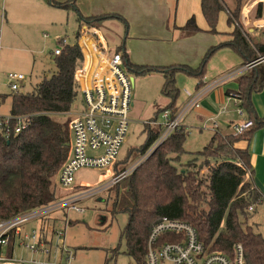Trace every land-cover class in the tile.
<instances>
[{
  "label": "trees",
  "instance_id": "obj_1",
  "mask_svg": "<svg viewBox=\"0 0 264 264\" xmlns=\"http://www.w3.org/2000/svg\"><path fill=\"white\" fill-rule=\"evenodd\" d=\"M77 0L50 3L57 7H72L78 15L80 29H99L107 21H118L129 29L127 20L119 14L84 16L76 6ZM246 0H234V8L227 7L226 0H201V11L208 25L205 32L218 34L217 25L221 13L230 10L227 24L233 26L231 40L211 47L198 68L187 65L169 67L139 66L128 60L124 62L129 72L146 75L153 72L164 77L163 95L169 100L168 112L174 118L180 111L177 104L180 90L177 74L183 73L198 80L203 86L209 58L223 46L237 51L248 64L264 56V43L254 41L244 34L241 16ZM176 7L170 16L168 28L178 31L180 38H188L204 32L194 17L185 26H175ZM264 17L263 2L256 6L255 18ZM125 49V46H122ZM54 54V53H53ZM84 61L83 52L76 42L63 46L61 54H54L55 70L43 77L32 92L21 90L11 95H0V102L11 100L10 114L25 117L24 128L14 134L17 122L8 128L12 135L6 138L0 132V222L7 221L33 209L57 201L80 189L61 192L59 174L71 155L70 130L74 105L82 94L75 74ZM239 89L232 93L239 101V108L252 122L251 128L241 135L224 134L219 128L201 152L188 153L184 143L188 135L181 126L161 144L130 175L122 178L111 189L106 202L112 200L111 214L125 213L128 222L121 232L125 240V254L137 264H145L147 242L154 226L163 218L186 222L194 227L207 252H220L233 257L234 246L243 247L246 264H264V237L255 232L250 223L252 212L264 201V192L256 185L249 148L254 133L264 127V117L257 116L252 102L254 93L264 89V64L255 66L239 76ZM231 95V94H229ZM157 122L156 119L155 121ZM147 141L134 150L122 163L113 165V175L119 176L144 156L161 135L163 128L147 124ZM191 156L182 161L184 156ZM134 157L135 159H131ZM67 193L65 196H61ZM253 209L250 210L249 208ZM74 222L70 221V225ZM65 232V231H63ZM54 234V233H53ZM173 241L174 236L166 235ZM52 247V246H51ZM61 247H65L62 241ZM9 245V253L12 254ZM53 250V249H52ZM70 250V249H68ZM73 255L75 256L74 251ZM112 254L118 251L111 252Z\"/></svg>",
  "mask_w": 264,
  "mask_h": 264
},
{
  "label": "rangeland",
  "instance_id": "obj_2",
  "mask_svg": "<svg viewBox=\"0 0 264 264\" xmlns=\"http://www.w3.org/2000/svg\"><path fill=\"white\" fill-rule=\"evenodd\" d=\"M10 1L0 0V95L6 96L12 94L7 79L9 73L23 74L25 81L21 92H32L36 85L43 80V77L50 76L55 70L53 53L60 48L59 41L66 39L67 44L76 43L80 29L78 15L72 7H57L51 5L50 0H44L41 5L33 0H20L22 4L16 11V17L13 18ZM56 1L58 3L66 2V0ZM254 1L246 0L244 8L252 6ZM78 2L79 0L76 1V6L80 13L84 15ZM171 2L175 3L176 0H171ZM183 4L190 6L193 4V0H183ZM226 4L231 9L234 6V0H226ZM6 10L8 11L6 18L9 20L7 26L2 23V21L5 22ZM255 12L256 8L252 18L255 17ZM222 20H224V26L227 27V21ZM98 33L106 41L110 51L119 49L118 51L123 54L122 46L127 43L126 38L129 33V29L125 27V24L118 21L108 22L98 29ZM219 51V54L209 58L207 72L204 77V81L207 83L216 80L224 73L218 72L220 61L214 65L217 59H220L222 63H226V55L222 57L224 52L228 55L234 54L230 48L220 49ZM215 66L218 67L217 72H215ZM130 76L133 79L134 107L130 112L131 123L119 151L118 163L124 162L134 150L137 151L144 146L147 141L146 125L155 121V119L158 124H161L163 122L162 110L167 108L169 104V100L162 93L163 76L158 73L140 75L135 72H130ZM176 80L180 90L177 104L181 105L187 92H191L196 87L197 82L194 78L183 73H178ZM230 100L229 114L222 116V119L209 120L212 121L210 124L207 123L208 121H200L198 113L195 112H191L184 117L182 126L186 127L188 131L184 148L188 153L201 152L208 145L213 135V122H216L217 127L222 129L224 134H232L229 126L230 121H238L242 116L232 97ZM82 107V101L79 97L73 111H81ZM10 109L11 100L10 97H7L4 102H0V116H9ZM73 113L70 114L71 119L74 117ZM189 157L191 156H184L182 161H188ZM131 159L135 158L132 157ZM108 172H110V176H113V167L108 168V170L80 169L75 174L73 187L90 190L103 185L109 182ZM256 176L257 173L255 172L256 185L263 191ZM113 177H110V179ZM60 190L63 192V189ZM66 194L64 193L61 196ZM109 194L112 195L110 198H113L115 191L110 193L105 190L83 200L79 203V206L83 209L81 212L66 209L50 214L48 218L59 217V220H65V213H67L68 221L74 222L73 225L68 224L66 227L61 220L57 226L54 224V232H65L61 238H58L52 231L49 236L47 235L48 237L53 236V239L50 240L52 249L55 250L58 244L62 245L63 241L64 245L75 253L73 264H135L124 253L125 240H121V232L128 222V216L125 213H118L113 217L110 212L112 200L106 202ZM250 223L254 224L255 232L261 233L264 237V201L252 212ZM40 224V221H33L29 223L27 229H41ZM114 250L118 251L115 255L111 253ZM3 255H5V252H3ZM13 257L16 260L24 259L28 261L26 264H31L32 260L43 259L42 256L32 255L20 249L14 252ZM0 264L7 263L0 262Z\"/></svg>",
  "mask_w": 264,
  "mask_h": 264
},
{
  "label": "built area",
  "instance_id": "obj_3",
  "mask_svg": "<svg viewBox=\"0 0 264 264\" xmlns=\"http://www.w3.org/2000/svg\"><path fill=\"white\" fill-rule=\"evenodd\" d=\"M264 5V2H263ZM85 45L91 47L93 55L84 56L82 66L75 74L79 85L83 107L81 111L73 113L70 123L72 135L71 155L59 174V186L64 191H71L75 183V174L83 168H96L105 170L112 168L118 159L119 151L130 127V112L133 108V87L130 72L127 70L124 56L119 51L113 52L104 45L98 32L86 29L82 32ZM60 48L54 51L55 55L61 54L62 48L67 44L66 39L59 41ZM79 44V43H78ZM80 46V44H79ZM264 64V56L246 64L242 70H249L257 65ZM243 72H233L223 76L217 82L199 90L195 95L187 92L188 103L172 119L168 112L163 113V122H150L163 128L156 142L130 168L119 176H109V182L92 189L79 190L57 201L33 209L7 221L0 222V262L7 264H26L24 259L16 260L14 252L24 250L32 255L42 256V260H32L31 264H73V252L58 244L52 250L51 242L38 228L27 229L33 221H44L48 216L58 210H73L81 212L79 206L83 200L93 197L102 191L108 190L122 178L130 175L141 163L163 144L175 131L182 126L186 114L193 108L200 107L202 95L210 91L219 83L232 76ZM8 85L12 92L21 90L25 77L20 73L7 75ZM231 97L236 99L233 94ZM242 114V111L240 110ZM12 121L17 122L14 134H19L24 128L23 116H0V132L6 138L12 135L8 128ZM252 122L245 120L233 126L235 135H241L251 128ZM216 129V123L213 125ZM110 177H113L110 179ZM250 210L253 208L250 207ZM54 234L61 238L63 231ZM174 236L173 241L165 240V236ZM12 246V254L9 251ZM5 252V255H3ZM137 264V263H135ZM145 264H246L243 247L234 246L233 257H228L220 252H207L205 245L199 240L196 230L186 222L163 218L151 231L147 242Z\"/></svg>",
  "mask_w": 264,
  "mask_h": 264
},
{
  "label": "crops",
  "instance_id": "obj_4",
  "mask_svg": "<svg viewBox=\"0 0 264 264\" xmlns=\"http://www.w3.org/2000/svg\"><path fill=\"white\" fill-rule=\"evenodd\" d=\"M33 1L41 5L44 0H39L40 2L38 0ZM10 2L12 4V15L13 18H15L16 11L22 3L20 0H11ZM260 2H264V0H255L252 6H246V8H243L241 16V27L242 32L244 34L250 35L251 38L254 39V41L264 43V17L261 19H256L255 17L252 18L255 8ZM78 5L84 16L119 14L124 17L130 24V27L128 36L126 38L127 43L123 44L125 46V49L123 50V56L126 54L130 62L139 66L169 67L173 65H187L192 68H198L205 54L211 47L219 46L220 44H224L231 40L229 34L232 33L234 28L233 26H229L228 24L227 27L224 26V20L222 19L228 21V17L230 15V10L226 9V11L221 13L218 21V34L205 32L208 30V25L201 11V0H193V4L190 6L184 5L183 0H176L175 3H172L171 0H79ZM175 7V26H177L178 28L183 27L191 17H194L198 27L204 30V32H201L192 37L180 38V34L178 31L168 28V25L170 23V16H172V11ZM233 8H231V10ZM7 14L8 11L6 10L5 22L2 21L5 26L9 24V20L6 18ZM108 22L112 21H107L105 22V24ZM86 29L89 28L83 27L79 29L77 43H79L80 47L83 49L84 55L86 54L87 58H90L91 55H93L92 49L91 47H88V45L84 44V41L81 37L82 32ZM90 29L98 32L97 29ZM102 40L104 45L108 47L106 41L103 38ZM224 48H230L231 52L234 53L228 55L224 52L222 57H225L224 55H226V63H222L220 59H217V61L214 63L215 65L220 61L219 70L217 66H215L214 69L215 72H217L218 70V72L224 73L219 78L210 83L205 82V79H203V86L200 89L198 88V80L194 78L197 82L196 87L192 89L191 92L188 91L189 93L195 95L199 92V90L210 86L211 84L220 80V78H222L223 76L230 75L233 72H243L242 74H244L248 71L242 70L245 68L246 64L243 62V57L237 51L229 46H223L220 49ZM118 50L119 49H116L113 52H116ZM219 50L213 55L219 54ZM208 64L209 61L207 63V68ZM221 65L223 66L221 67ZM158 74L162 76L161 73ZM242 74H239L238 76H232L224 82L219 83L217 86L213 87L210 91L206 92L200 99V107L191 109L186 115L191 112L198 113V119L203 122L208 121L207 123L209 124L212 122L209 120H213L216 118L222 119V116L228 115L230 110L229 104L231 103V95L229 94L238 91V78ZM233 100L236 103V107L240 111L239 101L234 98ZM252 102L257 116L263 118L264 89L253 94ZM187 103L188 97L186 95L183 104H178L180 106V110ZM240 115L242 116V118H240L238 121H230L229 126L232 133H234V125L248 120V117L244 113H240ZM215 123L216 122H213L212 126ZM220 130L222 131V129ZM240 147L249 148L252 166L254 168V171L257 173L256 179L259 180L261 188L264 191V127L260 128L254 133L250 144H240ZM107 175L110 176V172H108ZM65 217V220H60L63 221L66 227V225H70V221H68L67 219V213H65ZM58 218H47L40 224V230H42L43 234L49 241L53 239L52 235L51 237L48 236L51 231L52 233H54V224L57 226L60 222Z\"/></svg>",
  "mask_w": 264,
  "mask_h": 264
}]
</instances>
